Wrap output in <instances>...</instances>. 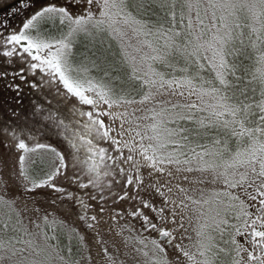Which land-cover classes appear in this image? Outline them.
I'll use <instances>...</instances> for the list:
<instances>
[{"label":"snow or ice","instance_id":"1","mask_svg":"<svg viewBox=\"0 0 264 264\" xmlns=\"http://www.w3.org/2000/svg\"><path fill=\"white\" fill-rule=\"evenodd\" d=\"M0 11V264H264V0Z\"/></svg>","mask_w":264,"mask_h":264},{"label":"trees","instance_id":"2","mask_svg":"<svg viewBox=\"0 0 264 264\" xmlns=\"http://www.w3.org/2000/svg\"><path fill=\"white\" fill-rule=\"evenodd\" d=\"M0 14H3L2 11H0Z\"/></svg>","mask_w":264,"mask_h":264}]
</instances>
